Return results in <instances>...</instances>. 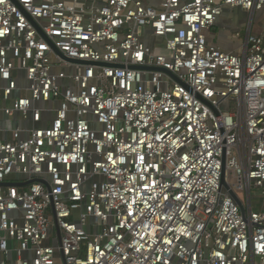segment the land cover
<instances>
[{"label":"built area","instance_id":"2783aa9c","mask_svg":"<svg viewBox=\"0 0 264 264\" xmlns=\"http://www.w3.org/2000/svg\"><path fill=\"white\" fill-rule=\"evenodd\" d=\"M225 6L264 0H0V264H264V28L223 49Z\"/></svg>","mask_w":264,"mask_h":264},{"label":"rangeland","instance_id":"374dc122","mask_svg":"<svg viewBox=\"0 0 264 264\" xmlns=\"http://www.w3.org/2000/svg\"><path fill=\"white\" fill-rule=\"evenodd\" d=\"M229 17L232 19L231 23L239 21V14L236 11L231 12ZM241 22H242V26L239 28V32L241 35H240V38L237 39V41H240V42L236 43L235 46H238L239 44L245 41L250 25H251V32L253 34H259L263 30L264 28V8L262 10L256 11L253 15L248 13L247 15L243 16V18L241 19ZM214 31L218 32L219 30L218 28H216L214 29ZM147 41L149 43H152L154 40L153 38H148ZM222 108L226 109L227 105L223 104ZM236 191L242 198H244V202L248 206L245 191H242V190H236ZM252 196L254 200L253 202L254 209L260 210L261 205L264 204V197L262 195L261 189L253 188Z\"/></svg>","mask_w":264,"mask_h":264},{"label":"crops","instance_id":"0c3cea01","mask_svg":"<svg viewBox=\"0 0 264 264\" xmlns=\"http://www.w3.org/2000/svg\"><path fill=\"white\" fill-rule=\"evenodd\" d=\"M159 1L160 0H146V2L151 3H157ZM234 11L239 14V21L231 23L232 19L229 17V15ZM247 14L248 12L240 7L232 9L229 6H225L224 13L209 32L210 40L225 50H233L235 48V44L240 42L237 41L238 38L235 39L233 36L236 32H239V28L242 26L241 19ZM216 28H218V32L214 31ZM263 205L264 204H262L261 207H263Z\"/></svg>","mask_w":264,"mask_h":264},{"label":"water","instance_id":"95a60500","mask_svg":"<svg viewBox=\"0 0 264 264\" xmlns=\"http://www.w3.org/2000/svg\"><path fill=\"white\" fill-rule=\"evenodd\" d=\"M57 52H59L58 49H56ZM60 53V52H59ZM61 54V53H60ZM81 62H85V61H81ZM169 74H171L172 76H174L171 72L167 71ZM175 77V76H174ZM223 177H222V183L223 185L228 189V191L230 192V194L239 202V205L242 209L243 214H245V208L243 206V204L240 202V200L238 199L236 193L234 192V190L229 186V184L226 181V177H225V170H226V153H224L223 156Z\"/></svg>","mask_w":264,"mask_h":264}]
</instances>
